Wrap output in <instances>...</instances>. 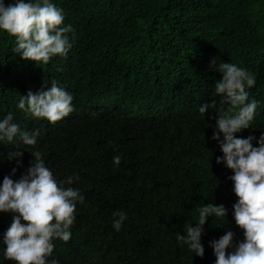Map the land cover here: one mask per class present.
<instances>
[{"label":"trees","instance_id":"16d2710c","mask_svg":"<svg viewBox=\"0 0 264 264\" xmlns=\"http://www.w3.org/2000/svg\"><path fill=\"white\" fill-rule=\"evenodd\" d=\"M53 2L73 27L66 59L25 60L13 51L15 38L0 31V118L12 112L21 129H40L28 150L40 151L57 179L78 174L73 187L85 197L70 240H55L53 256L59 264H214L209 241L228 230L244 236L232 217V170L216 162L218 113L197 107L220 106L213 85L221 73L210 62L236 63L254 74L248 98L259 102L252 127L236 135L264 132V0ZM52 81L73 95L68 116L50 123L16 108L22 94ZM11 147L0 145V182L14 167L18 179L33 159L23 150L22 165L9 162ZM203 202L223 204L228 223L208 218L201 258L175 234H185ZM113 210L128 214L119 232ZM11 216L0 212V237ZM0 264L14 262L0 254Z\"/></svg>","mask_w":264,"mask_h":264},{"label":"clouds","instance_id":"9594fccd","mask_svg":"<svg viewBox=\"0 0 264 264\" xmlns=\"http://www.w3.org/2000/svg\"><path fill=\"white\" fill-rule=\"evenodd\" d=\"M63 21V9L53 0H0V31L15 38L13 51L25 60L42 65L55 56L67 58L73 44L68 34L73 33V27ZM210 67L221 73L213 85V96L220 97V106L217 108L212 100L199 104L197 111L205 115L213 108L218 113L211 137L222 152L216 162L232 170L228 178L237 197L232 217L244 236L243 240H236V233L228 230L209 241L216 258L214 264H264V132L259 138L236 135L252 127L257 115L259 102L249 100L247 91L255 86L256 78L250 70L233 62L217 63L213 59ZM72 102L73 95L52 81L48 87L22 94L16 108L55 123L73 112ZM13 121L12 112L0 118V145H11L6 159L22 165L23 150L36 145L40 129H21ZM29 152L33 159L20 177L12 178L17 172L14 167L0 182V212L12 213L11 222L0 237V254L14 264H59L53 256L54 241L70 240L76 206L84 204L85 197L80 188L73 187L78 174L57 179L40 151ZM112 163L119 167L121 156H113ZM227 211L223 204L215 202L195 206L194 219L183 226L185 234H175L178 245L203 258L202 235L208 218L214 217L215 225L222 227L228 223ZM127 219L123 210H113V229L119 232Z\"/></svg>","mask_w":264,"mask_h":264},{"label":"bare ground","instance_id":"6f19581e","mask_svg":"<svg viewBox=\"0 0 264 264\" xmlns=\"http://www.w3.org/2000/svg\"><path fill=\"white\" fill-rule=\"evenodd\" d=\"M91 118V117H90ZM204 193V192H203Z\"/></svg>","mask_w":264,"mask_h":264}]
</instances>
